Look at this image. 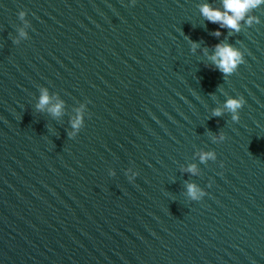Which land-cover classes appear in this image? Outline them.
Segmentation results:
<instances>
[{"label": "water", "instance_id": "95a60500", "mask_svg": "<svg viewBox=\"0 0 264 264\" xmlns=\"http://www.w3.org/2000/svg\"><path fill=\"white\" fill-rule=\"evenodd\" d=\"M204 3L222 8L0 0V264H264V7L232 34ZM20 11L32 27L17 45ZM220 42L245 55L230 77L204 55ZM41 87L62 117L36 110ZM225 92L246 100L238 123L211 115ZM189 183L207 195L191 201Z\"/></svg>", "mask_w": 264, "mask_h": 264}, {"label": "clouds", "instance_id": "9594fccd", "mask_svg": "<svg viewBox=\"0 0 264 264\" xmlns=\"http://www.w3.org/2000/svg\"><path fill=\"white\" fill-rule=\"evenodd\" d=\"M131 2L135 5L136 0H131ZM261 7H264V0H222V8H216L211 4L204 3L199 6V11L207 21L218 24L220 29H228L230 33L235 34L243 31L245 25L250 28L261 23L260 18L253 14L256 9ZM18 15L23 26L17 29L18 37L14 40V43L17 45L24 40L30 39L29 29L32 27L31 23L27 20L28 13L26 11H20ZM213 34L216 37H220L222 32L217 30ZM199 47V43L191 41V50L194 54ZM204 55L210 60L211 65L223 74V77L232 76L241 65L246 63L244 52L226 42L217 43L211 53L207 49H204ZM224 94L227 96V99L224 101L223 106L213 109L211 115L213 117H221L227 113L231 115L233 122L238 123L240 121V111L245 106L246 100L243 96L234 98L228 96L226 92ZM35 107L38 112H47L52 117L60 118L64 115L65 104L58 97L57 102L53 103L50 90L47 87H41L39 102ZM75 111L76 115L70 122L71 131L68 133V137L73 139L85 126L87 104H82ZM226 139L227 137L223 132L211 135L212 143H220ZM198 158L201 163L207 164L209 161L217 160V153L215 151L202 150L198 153ZM184 171L192 175L200 174L199 168L195 164L189 165ZM109 174L115 177L117 173L115 170H110ZM126 175L130 182H134L139 173L129 168ZM186 188L187 197L191 201H200L207 195V192L195 183L187 184Z\"/></svg>", "mask_w": 264, "mask_h": 264}]
</instances>
